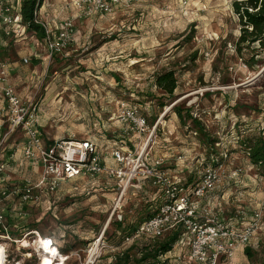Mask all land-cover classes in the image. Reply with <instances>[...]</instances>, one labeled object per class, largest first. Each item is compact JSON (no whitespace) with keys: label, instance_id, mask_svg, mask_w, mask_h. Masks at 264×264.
<instances>
[{"label":"rangeland","instance_id":"obj_1","mask_svg":"<svg viewBox=\"0 0 264 264\" xmlns=\"http://www.w3.org/2000/svg\"><path fill=\"white\" fill-rule=\"evenodd\" d=\"M50 1L66 6H60L64 10L50 28L55 32L75 16V9L72 0ZM234 1L135 0L112 14L76 18L71 45L51 58L44 42L27 31L17 45L13 40L0 46V62L17 64L11 83L22 101L36 106L46 140L92 139L109 164L116 148L133 154L145 149L149 159L163 158L174 179L187 184L199 182L207 165H217L221 176L211 192L212 206L225 218L242 215L244 221H231L241 227L254 211L264 213L262 167L253 165L240 145L248 136L264 139V46L238 50L241 24ZM167 70H174L178 80L172 99L155 85L156 76ZM123 102L139 109L148 133H123ZM175 104L186 125L172 110ZM188 110L201 121L202 132L188 118ZM24 138L18 130L0 146V162L9 166L11 176L4 185L10 188L37 183L42 174V164L30 163L20 153ZM7 150L19 155L8 161ZM36 192L38 200L26 205L17 195L0 203V229L7 231L0 234L4 264H43L44 257L54 264L63 258L62 264H111L132 244L122 239L117 223L139 225L148 196L155 194L134 181L120 201L122 187L106 175L64 179L50 194ZM150 240L139 238L136 243ZM188 251L184 239L163 260L175 264V256H187ZM229 264H264V224Z\"/></svg>","mask_w":264,"mask_h":264},{"label":"built area","instance_id":"obj_2","mask_svg":"<svg viewBox=\"0 0 264 264\" xmlns=\"http://www.w3.org/2000/svg\"><path fill=\"white\" fill-rule=\"evenodd\" d=\"M134 1L72 0L75 16L62 21L55 32L40 18L38 11L36 21L45 28L42 41L47 57L51 58L71 45L76 18L112 14L117 8L131 7ZM18 5V0H0V41L4 38L16 40L27 32ZM24 62H28L27 57ZM10 73L9 64L0 62V96L4 103L1 111L5 114L0 123V146L18 130L23 132L24 156L30 163L42 164L43 170L37 183L27 181L10 188L4 185L8 166L0 162V203L2 199L12 195L19 196L21 203H29L38 200L36 191L44 189L50 194L64 179L95 178L102 174L118 181L119 187H122L121 201L134 181L140 177H149L152 184L162 191L165 200L155 214L141 222L125 241L132 242L142 236L160 238L171 231L179 230L181 237L177 244L185 239L189 251L187 256L184 253L176 255L175 264H229L238 249L248 245L264 224V213L259 209L254 211L250 220L242 222L239 227L237 223L227 221L220 213L200 207V199L209 195L220 179L221 173L217 165H207L199 182L183 184L164 168L163 158L149 159V153L145 149L133 154L131 151L126 152L123 147L116 148L112 152L114 162L109 164L98 143L92 139L46 140L39 127L36 106L22 101L11 83ZM120 118L125 125L123 133L128 136L136 134L140 137L150 130L147 119L134 105L123 102ZM156 126L150 132L149 138L155 132ZM237 172L238 170L235 174ZM237 219L238 223L241 219L244 221L242 215H238ZM3 223L0 215V225Z\"/></svg>","mask_w":264,"mask_h":264},{"label":"trees","instance_id":"obj_3","mask_svg":"<svg viewBox=\"0 0 264 264\" xmlns=\"http://www.w3.org/2000/svg\"><path fill=\"white\" fill-rule=\"evenodd\" d=\"M43 4L44 0H21L20 2V14L22 17L23 24L26 26L28 32H32L40 40L44 39L45 28L42 24L36 21V16H38L37 12L40 10ZM233 9L237 14L239 22L241 24V34L237 42L238 50L241 52V50L245 46L250 47L253 44L255 45L256 43L263 47L264 0H235L233 2ZM155 85L160 90L164 91L167 97H169L170 99L174 98L175 91L178 87V80L175 75V71L167 70L164 73L158 74L155 78ZM161 106H165V103H161ZM172 110L177 112L180 122L183 125H186V119H184L182 111L177 107L176 104L172 106ZM187 114L188 118L192 121L194 127H197L202 132L204 130V127L201 121L197 117H193L191 111L188 110ZM240 145H242L247 151L251 163L255 166L262 167L261 173L264 176V139L260 136L252 135L248 136L246 139H240ZM212 162H214V159H212ZM137 181H142L149 188V192L151 191L153 194L155 193L154 196H148L149 200L147 202L146 210L144 211L145 215L140 221L141 223L155 214L159 206L164 202L165 198L162 194V191L152 184L151 179L149 177H140ZM26 204L27 203H25V205ZM22 218H24L23 215L15 216V219H19L20 221H22ZM117 225L118 233L121 235L124 241L125 238L132 234L138 226H126L122 222H118ZM1 226L2 225H0V228ZM6 232L7 231L0 229V234H5ZM26 232L27 231H25V233ZM180 237L181 231L179 230L171 231L170 233H167L165 236L160 238L142 236L140 238H147L152 240L141 245L136 243V240H138L139 238L134 240L135 242L132 241V244L128 248H126L121 254H119L111 264H167L166 261L163 260V257L173 250ZM44 238L53 239V236L44 235ZM161 238L164 239L161 241L156 240ZM68 250L69 249H67V251ZM60 252L64 254L62 247L60 248ZM246 252L247 254H249V249L246 248Z\"/></svg>","mask_w":264,"mask_h":264},{"label":"crops","instance_id":"obj_4","mask_svg":"<svg viewBox=\"0 0 264 264\" xmlns=\"http://www.w3.org/2000/svg\"><path fill=\"white\" fill-rule=\"evenodd\" d=\"M19 1L20 0H18V4H19L18 7L20 6ZM50 2H51L50 0H46L45 4L39 10V16H40V18L43 21L47 22L51 27H54L56 25V21H57L56 19L59 18V16H60L61 9L64 10L63 8H65L66 6H63V4L59 5V4L54 3V2H52V5H51ZM60 6H63V8L60 7ZM6 41H7V43H5ZM12 41L13 40H11V39L4 38V39H2L0 41V46L10 44ZM13 43L17 45L19 43V40L16 39V40H14ZM25 54L27 55L28 53H25ZM26 55L22 54V56H26ZM24 58L25 57H23V61H24ZM9 67H10V70H11L10 74H12V72L15 71L18 68L17 64H15V63L9 64ZM1 97L2 96H0V123L3 120V118H4V114L1 111L4 103H3ZM0 136H1V133H0ZM20 153L23 154L22 150L20 151ZM4 155H5L4 158L5 159L7 158V160L10 161L9 159H11L12 157H13L12 159H16L17 156L19 155V152L18 151L16 152V151L7 150V151L4 152ZM179 163L180 162H178L177 164L179 165ZM175 169H177L176 173H181V172H179L180 171L179 168L176 167ZM166 170L170 173L171 176L173 175L172 174V169L170 170L169 168H167ZM12 174L17 175V173L15 171ZM10 177L11 176H10V171H9V166H8L7 167V171H6V178L9 179ZM184 184H187V181H184ZM213 203H214V197H213L212 193L207 195L205 198L200 199V201H199L200 207L206 208V209H210V211H212V209L215 207V205H214V207L212 206ZM215 210H216V207L214 208V210L212 212H216V213H220L221 215H225L224 213L221 212L222 210H216V211ZM226 220L227 221H233V220L237 221L238 219H237L236 215H233V217L227 218ZM239 249L241 250L242 248H239Z\"/></svg>","mask_w":264,"mask_h":264},{"label":"bare ground","instance_id":"obj_5","mask_svg":"<svg viewBox=\"0 0 264 264\" xmlns=\"http://www.w3.org/2000/svg\"><path fill=\"white\" fill-rule=\"evenodd\" d=\"M42 241L43 240L41 239L40 242L43 243ZM46 245H47L46 247H48V249H50L49 244L46 243ZM51 250L54 251L53 249H51ZM59 260L60 261L58 262V264H62V262L64 261V258L63 259H59ZM4 261H6L5 260V250H4V246L0 244V264H4ZM43 261H44L43 264H54L49 257L48 258L44 257Z\"/></svg>","mask_w":264,"mask_h":264}]
</instances>
